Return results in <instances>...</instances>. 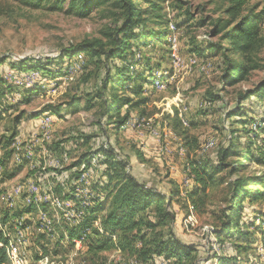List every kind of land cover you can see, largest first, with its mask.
Listing matches in <instances>:
<instances>
[{"label": "rangeland", "instance_id": "374dc122", "mask_svg": "<svg viewBox=\"0 0 264 264\" xmlns=\"http://www.w3.org/2000/svg\"><path fill=\"white\" fill-rule=\"evenodd\" d=\"M154 2L160 3L159 14L164 24L150 19L141 27L152 32L159 30L164 37H148L146 45L134 52L138 64L131 70H141L146 76L147 83L142 86L146 103L128 108L130 117L139 121L134 128L124 129L108 123L101 114L99 101L87 107L86 92L101 87L105 75L102 68L82 82L93 66L87 53L64 58L61 66L50 67L51 73L31 66L17 70L10 64L16 59L56 57L59 49L70 43L84 38H104L109 26L107 18L101 17L95 9L86 16L68 12L67 0L63 1L62 9L54 11L16 7L12 11H0V60L6 58L0 64V80L3 81L0 87L4 90L0 100V141L14 132L9 145L5 149L0 147V223L12 234L17 229L21 231L20 236H15L21 238L19 247L27 255V264H145L116 248L93 257L86 252L85 241L91 228L102 233L99 220L108 202L96 181L104 166L102 156L99 153H90L83 159L80 156L89 146L96 149L98 143L106 146V142L141 182L154 185L166 194L178 186L172 231L180 241L193 246L195 264H219V257L227 254L234 257L227 264H264V85L241 101L240 113L230 116L231 110L237 107V97L264 79V39L252 54L254 62L262 66L251 69L236 84L225 85L221 78L222 58L205 50L203 54L192 51L194 47L204 49L208 40H217L218 36L210 35L211 20L224 16L225 1ZM176 7L181 9L179 13ZM185 7L191 9L193 17L190 19L182 14ZM251 7L262 13L264 0H247L246 8ZM198 19H204V24L199 26ZM256 26L259 35L264 36V13L257 19ZM231 56L237 62L244 58L240 54ZM120 88L117 85L110 90L108 84L107 94L120 92ZM121 92L133 100L138 98L127 90ZM209 94L219 95L221 100L207 104ZM47 104H63V108L59 114L49 112L52 121L41 122L39 117ZM126 108L122 106L121 113ZM78 135L92 137L88 143L82 141L76 145L74 138ZM185 136L194 138L198 144L189 153L192 158L216 161L218 152L214 146H228L230 137L235 136L234 147L240 152L226 159L229 167L214 175L213 183L200 194L196 206L186 191L191 186L187 165H184L187 161L183 146ZM210 141L213 145L206 148ZM179 146L184 148L183 152H179ZM257 157H262V161L257 163ZM40 162L46 164L45 170H31ZM230 162L232 165L241 162L243 166L230 175ZM239 175L256 176L260 181L251 188L263 195L253 201L242 198L237 207V225L218 244V239L208 232H214V221L227 206L229 181ZM48 182L55 196L69 201L68 213L65 209L53 208L47 200ZM56 186L60 190H55ZM95 202H101L103 209L87 223ZM76 205H82L84 210L83 217L78 219L69 217L70 209ZM111 238L115 240L114 235ZM225 244L230 245L228 253L220 248ZM4 255L6 259L2 264H9ZM163 262L155 260L151 264L169 263Z\"/></svg>", "mask_w": 264, "mask_h": 264}, {"label": "trees", "instance_id": "16d2710c", "mask_svg": "<svg viewBox=\"0 0 264 264\" xmlns=\"http://www.w3.org/2000/svg\"><path fill=\"white\" fill-rule=\"evenodd\" d=\"M2 5L0 11H12L16 9H47L60 10L63 1L66 0H0ZM226 5L223 7V17H217L211 20V37L218 36L217 40H208L203 49L192 48L197 54H203L204 50L212 52L215 56L222 58L220 65L222 70L221 78L225 85L232 86L239 82L243 75L251 69H258L261 63L254 62L252 54L256 53L257 48L262 43L264 36L259 35L256 26L257 19L264 13L255 12V8H246L247 0H224ZM92 9L97 14L109 20V26L104 31V38H84L76 43H70L59 49L56 57H36L23 60L11 61V68L23 70L31 66L42 71L51 73L50 67L53 65L61 66L62 60L66 57L78 53H87L89 61L93 64L82 82H86L94 73H98L105 68V75L101 80V87L94 92H86L85 98L87 107L93 106L95 101H99L102 116H105L108 123L116 128L130 117L129 107H136L138 104H145L146 97L142 95L143 84L146 82V76L141 70H131V67L138 64L134 57V52L146 45V38L164 37L159 30H144L143 26L150 19L154 23L164 24L159 14L160 3L154 0H67L66 10L79 16H86ZM179 13L180 8H174ZM245 11V12H243ZM183 15L187 19L192 16L191 9L185 7ZM204 19H198L199 26L204 24ZM138 29V30H137ZM146 36V37H144ZM132 43L134 48L132 49ZM250 53V54H249ZM240 54L244 58L237 62L231 55ZM249 55V56H247ZM149 58H147L148 60ZM6 60H0V64ZM116 61V62H115ZM146 62V66H147ZM219 67V65H218ZM133 81V84H129ZM3 81L0 80V85ZM108 84L110 90L120 85V92H111L107 94ZM264 79L254 88L247 89L245 93L237 97V107L231 110L230 116L240 113V103L243 99L250 97L262 89ZM122 90H127L130 95L136 97L133 100L128 95L121 94ZM239 94V93H238ZM4 95V90L0 87V100ZM207 104L221 100L219 95L209 94ZM238 96V95H237ZM74 99L76 96H71ZM122 106L127 108L121 113ZM63 104H47L42 111L60 113ZM129 116V117H128ZM114 117V119H112ZM14 135L11 134L3 142L0 141V147H7ZM92 136H76L75 144L88 143ZM235 137H230L228 146L217 148L218 157L216 161H209L203 157L192 158L189 156L198 144L188 136L183 138V146L186 148L185 166L189 169L190 190L187 196L191 203L196 206L200 200V194L203 193L209 184L213 183L214 175L224 171L229 167L226 161L228 157L240 154L239 149H235ZM78 140L81 142H78ZM72 144V141H69ZM102 142V141H101ZM98 143L96 149H89L83 153L80 158H85L90 153H99L102 156L101 163L104 165L99 170L96 179L104 191V199L108 202L107 209L101 214L99 224L102 229L100 233L97 228L92 227L87 235L85 245L86 252L92 257L99 255L102 251L119 249L126 256H134L145 264H151L155 260L170 264H195V249L186 242H182L172 231L176 211L173 207L174 197L178 198V186L169 190L168 194L158 190L154 185H148L134 177L126 167V161L117 156L113 148H109ZM100 144V145H99ZM59 144H57V147ZM6 151V150H5ZM80 160V159H79ZM76 163H78V161ZM257 163L262 161V157L255 159ZM230 162L228 174L233 175L238 172L243 164L241 162ZM260 181L256 176H236L228 183L230 196L227 199V206L222 211L220 217L214 221V232H208L209 235L218 239V244L223 242V236L230 233L237 225L238 210L242 198L248 197L251 201L260 198L263 192L253 190L252 185ZM102 182V183H101ZM55 190H60L59 186ZM184 207V206H182ZM181 208V207H180ZM103 209L101 202H95L90 208L87 223L94 220L96 213ZM89 225V224H88ZM86 226V224H85ZM74 235V232L71 233ZM115 236L112 240L111 236ZM2 236L0 234V241ZM213 241V240H212ZM236 247H239L237 244ZM227 252L230 245L225 244L220 247ZM228 253V252H227ZM230 253V252H229ZM234 257L231 254L221 256L218 259L219 264H227ZM5 255L0 248V264L5 263ZM168 263V264H169Z\"/></svg>", "mask_w": 264, "mask_h": 264}, {"label": "built area", "instance_id": "2783aa9c", "mask_svg": "<svg viewBox=\"0 0 264 264\" xmlns=\"http://www.w3.org/2000/svg\"><path fill=\"white\" fill-rule=\"evenodd\" d=\"M76 71H80V70L77 69ZM69 73H72V72H69ZM39 118L41 122H49L53 120V116L49 112H43ZM138 119L139 118H136V117H130L126 120V122L118 126V129H124L125 127L134 128L136 126V123L139 121ZM140 121H143V119ZM212 145H213V142L210 141L206 144V148ZM183 151H184V148L182 146H179V152H183ZM36 168L45 170L47 167L45 163L40 162L39 164L32 166L31 170H36ZM186 169L187 171H189L188 167ZM187 181L188 179L186 180V183ZM47 188L49 191V199L47 200H49V203L53 206V208H56L59 210L65 209V212L68 213L67 207H68L69 201H65L64 199L59 198L54 195L53 191H51V182H48ZM8 203H11V202H6V204ZM12 203H13V200H12ZM81 207L82 205L80 206L76 205L72 209H70L71 214L69 217H72L75 219L83 217L84 210H82ZM0 234L2 236V240L0 241V248L6 254L9 264H27V260H26L27 255L25 254L26 255L25 256L19 247L20 240H21L19 236L21 235V231L17 229L15 231V234H12V232L7 228V226H5L4 223H0ZM17 234H19V236H15ZM11 235H14V236H11Z\"/></svg>", "mask_w": 264, "mask_h": 264}, {"label": "crops", "instance_id": "0c3cea01", "mask_svg": "<svg viewBox=\"0 0 264 264\" xmlns=\"http://www.w3.org/2000/svg\"><path fill=\"white\" fill-rule=\"evenodd\" d=\"M120 133V132H119Z\"/></svg>", "mask_w": 264, "mask_h": 264}]
</instances>
